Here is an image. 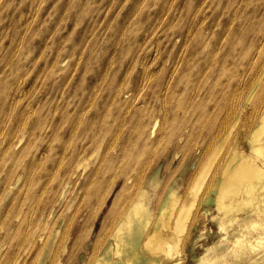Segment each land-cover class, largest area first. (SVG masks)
<instances>
[{
    "label": "bare ground",
    "instance_id": "1",
    "mask_svg": "<svg viewBox=\"0 0 264 264\" xmlns=\"http://www.w3.org/2000/svg\"><path fill=\"white\" fill-rule=\"evenodd\" d=\"M255 1L241 0L243 7L234 6L236 0L223 1L221 8L225 5L226 14L238 19L237 32L231 39L235 43L229 47L220 48L207 37L219 24L213 19L204 27L207 15H188L186 28L177 23L178 15H172L169 28L173 31L177 26L179 45L167 51L166 64L149 70L146 53L137 51L140 96L136 93L131 99L127 92L123 94L128 99L125 104L135 102L139 115L128 132L135 139L116 149L114 136L129 117L124 116L119 124L104 121L100 138L104 141L108 136L112 141L90 178L83 182L72 179L92 167L99 149L88 153L84 146L79 152L78 148L73 151L63 147L65 153L77 155L72 160L70 180L63 184L48 212L47 222L54 216L50 229L45 235H37L41 262L50 255L49 264H59L68 241L71 250L66 264H183L186 250L194 264H254L257 257L264 258V34L261 42L237 48L241 34L264 29V14L262 20L249 18L256 6L250 10L247 5ZM216 35L210 34L218 39ZM238 66L242 70L229 74ZM161 75L169 78L161 79ZM151 79L153 83L149 84ZM17 84L4 88V92H13L11 97L0 92V162L10 160V167L2 168L0 177L2 174L9 185L21 174L27 179L23 200H18L17 194L12 197L0 224L10 220L12 214L14 220H20L15 239L31 242L39 226L32 227V217L45 205L50 189L32 194L31 174L38 171L39 163L27 165V149L11 150L23 140L24 124L30 115L28 105H21V99L15 96ZM69 123L71 138L76 137L82 115ZM85 136L92 138L89 132ZM170 143L177 146L173 158L181 148L187 151L176 163L177 170L167 168L169 165L162 169L155 163L164 145ZM77 182L81 184L76 191ZM118 184L101 228L75 258L77 248L93 235V221ZM68 192L69 199L61 205ZM9 194L8 186L0 207ZM35 195L38 197L32 200ZM25 203L32 211L22 216L18 207ZM203 218L217 226V240L205 246L203 254L195 255L193 248L205 238L200 229ZM79 221H84L86 228L76 229Z\"/></svg>",
    "mask_w": 264,
    "mask_h": 264
},
{
    "label": "rangeland",
    "instance_id": "2",
    "mask_svg": "<svg viewBox=\"0 0 264 264\" xmlns=\"http://www.w3.org/2000/svg\"><path fill=\"white\" fill-rule=\"evenodd\" d=\"M223 1L226 0H0V92L11 97L13 92H4V88L18 83L15 96L21 99V105H28L30 114L24 124L23 130L26 131L23 140L17 144L18 147L11 150L16 152L21 148L27 149V165L39 163L38 171L31 174L33 181L29 185L30 192L37 194L44 188L50 189L45 205L38 207L32 217V227L39 226L36 228L38 233L35 232L31 242L15 239L20 220H14L12 214L10 220L0 224V264H49L50 255L41 262V241L37 240V235L42 232L43 235L47 234L54 220L53 216L47 222L48 212L62 191L63 184L70 180L72 160L77 154L65 153L63 147L67 146V149L73 151L78 148L76 152H79L84 146L88 153L99 149L92 160V167L80 177L72 179L73 182H83L90 178L94 165L106 151L108 142L112 141L108 136H104V141L100 138L99 130L104 121H117L119 124L124 116L129 117L126 126L114 136L116 149L123 142L135 139L128 132L133 129L139 115H136L138 112L135 102L125 104L128 99L123 94L127 92L132 99L136 93H140L137 90V51L143 50L146 53V59L151 65L149 70H156L166 64L167 54L170 53L167 51L179 45L180 33L177 26L173 31L169 28L172 15H178L177 23L184 28L190 20L188 15H207L204 27L213 19L215 23L219 22L210 29L211 33L216 32L218 39L212 38L211 33L207 35L212 39L211 42L214 40L212 43L219 44L220 48L233 45L235 41L231 39L237 32L238 19H232L226 14L228 7L224 5L221 8ZM219 2L220 7L216 6ZM233 5L244 6L241 0H236ZM253 5L256 6L253 14L257 15L251 14L249 18L256 16L262 20L264 0L247 5L248 9H253ZM263 34L264 29L253 34H241L242 40L237 48L241 50L248 44L261 42ZM231 69L229 74L242 70V66ZM168 74L170 73H166ZM164 76L161 75L160 78ZM148 82L153 83V79ZM146 92L149 90L142 94ZM79 114L83 117V123L77 129L76 137L71 138L72 132L68 125ZM86 132L92 138L88 139ZM15 140L18 141V138ZM98 144L100 146L97 148ZM176 150L177 146L172 143L165 144L155 163L161 164L162 169L167 165V168L175 169L179 158L184 153L187 155V151L181 148L182 152L179 151L178 156L173 158ZM195 152L198 153V149ZM7 167H10V160L0 162V170ZM24 175L21 174L19 178L16 176V179L12 177L14 181L9 179V182L13 181L9 185L1 174L0 200L8 186L10 194L0 207V219L15 194L18 200L22 199L23 184L27 179ZM80 184H76V191ZM118 189L119 184L113 188L94 219L93 235L77 248L75 258L101 228ZM69 194L71 192H68L61 205L69 199ZM37 197L38 195L33 196L32 200ZM18 208L21 209L22 216L32 211L28 203ZM83 223L84 221H79L76 229L82 228ZM200 229L205 238L193 248L192 253L195 255L203 254L205 246H211L218 235L217 226L207 218L202 219ZM73 232L77 233L76 230ZM70 246L68 241L65 251L61 253L59 264H66ZM215 255H219V252H215ZM263 262V257H257L254 264ZM248 263L246 261L245 264ZM183 264H194L192 255L187 250Z\"/></svg>",
    "mask_w": 264,
    "mask_h": 264
}]
</instances>
